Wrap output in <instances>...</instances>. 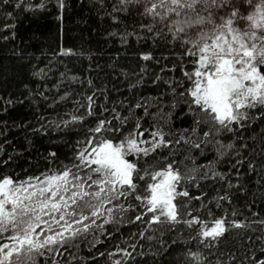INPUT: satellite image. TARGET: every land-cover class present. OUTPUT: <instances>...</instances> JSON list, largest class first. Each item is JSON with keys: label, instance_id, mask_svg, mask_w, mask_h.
Masks as SVG:
<instances>
[{"label": "snow or ice", "instance_id": "snow-or-ice-1", "mask_svg": "<svg viewBox=\"0 0 264 264\" xmlns=\"http://www.w3.org/2000/svg\"><path fill=\"white\" fill-rule=\"evenodd\" d=\"M120 2L125 10L130 2L143 6L141 16L150 18V25L141 27L149 29L157 23L165 25L167 36L173 42L181 43L185 54L192 57L191 71L184 70V80L169 79L165 92L156 96H142L131 104L122 99L119 103L128 108V115L115 108L111 110L112 115L106 114L107 109L103 114L94 113L93 97L82 94L85 111L69 113L68 119L61 123L86 118L94 122L86 129L88 135L83 141L77 142L70 161L58 162L55 153L50 152L51 163L59 164V167L23 179L0 173V264H38L39 256L44 257L45 264L49 259L51 264H82V256L68 254L67 259L61 261L55 254L63 255L67 251L65 246L76 248L77 241L85 239L92 247L99 239L97 232L111 237L105 224L115 222L117 218L121 223L143 222L149 227L163 223L174 227L183 222L192 228L195 222L201 221V216L192 214L184 219L181 214L176 199L189 197V188L183 185L194 181L199 189L201 180L209 175L223 179L231 172V169L229 173L219 171L213 160L196 163L198 156L215 146L214 160L225 157L229 149L237 146L233 140L225 144L220 139L222 135L235 134L252 119L264 120V112L258 110L264 109V0ZM55 3L60 10L64 9L65 0H55ZM25 6L43 8L45 2ZM6 15L10 17L12 13ZM112 19L119 18L113 15ZM189 33H192L191 38ZM153 35L159 37L160 33ZM121 42H124L123 37ZM73 51L71 48L60 49L62 53ZM140 55L147 59L152 53ZM172 68L174 70L176 65ZM43 72L41 68L34 74ZM71 78L75 80L76 76ZM141 82L142 78L137 81ZM87 83L92 85L93 81L89 79ZM180 88L183 91H178ZM67 95L65 92L64 96ZM169 95L172 99L166 100ZM79 100L78 96L77 102ZM180 103L186 105L185 112L191 123L173 130L170 123L172 110ZM152 108L157 111H150ZM165 108L170 111L165 112ZM137 110H142V114L137 115ZM185 112H181L182 117ZM252 112H255L254 116ZM125 128L128 131H124ZM238 147L246 150V145ZM163 152L168 154L162 155ZM181 154L182 159L175 158ZM153 157L155 160L149 164L148 160ZM0 166L6 167L7 161L0 160ZM255 166V160L248 163L249 169ZM259 167L264 170V165ZM231 184L229 180L228 186ZM125 197L127 199H123ZM202 197L204 193L198 192V198ZM132 199L135 202L129 203ZM213 199L219 208L222 201H230L232 197L225 191ZM200 207L209 216L213 215L203 203ZM131 209L135 214L128 220L126 214ZM192 212L189 206L187 213ZM227 215L225 211L224 215L216 217L211 226L200 223L193 235L200 241H219L233 227L246 226L245 220L229 221ZM232 215H236L235 210ZM138 235L145 236V231L139 230ZM127 240L125 237L124 241ZM119 252L124 253L125 261L129 259L128 247L117 246L108 255L114 257ZM96 255L103 254L97 252ZM185 256L187 264H208L200 250H188ZM228 259L234 264L232 256ZM111 264H120V259L113 258ZM215 264L222 262L217 259ZM241 264H264V247L259 251L253 248L241 258Z\"/></svg>", "mask_w": 264, "mask_h": 264}, {"label": "trees", "instance_id": "trees-1", "mask_svg": "<svg viewBox=\"0 0 264 264\" xmlns=\"http://www.w3.org/2000/svg\"><path fill=\"white\" fill-rule=\"evenodd\" d=\"M41 2L0 0V160L7 161L6 167L0 166V173L11 174L15 179L38 176L49 168L59 167V164L51 163L50 152L55 153L58 162L72 159L77 142H82L88 135L86 129L94 121L88 118L69 121L68 124L61 121L67 120L69 113L82 114L85 111L82 94L93 97L94 113L103 114L107 109L106 114L112 115L111 110L115 108L128 115V108L119 103L122 99L131 104L139 97L163 93L169 79L184 80V70L191 71L192 65V57L185 54L184 46L167 36L165 25L157 23L149 29L141 27L150 25V18L141 16L142 5L130 2L125 10L120 0H65L64 9L60 10L55 0H44L43 8L25 6ZM8 12L12 13L10 17L6 15ZM113 15L119 19L113 20ZM155 32L160 36H154ZM189 36L191 38L192 33ZM61 48L74 51L62 53ZM142 52L152 55L145 59L140 55ZM172 65H176L174 70ZM41 68L43 74H34ZM72 76L76 79L73 80ZM141 78L142 82L137 83ZM89 79L93 81L92 85H88ZM65 92L67 96H64ZM78 96L80 100L77 102ZM165 99L171 100L172 97L169 95ZM5 100L12 102L5 104ZM185 110L184 103L172 110L170 123L173 130L188 127L191 123ZM258 110L264 112V109ZM181 112H185L184 117ZM140 114L142 110H137V115ZM144 128H148L147 121ZM220 139L225 144L233 140L237 147L229 149L225 157L214 160L213 146L199 155L196 163L213 160L216 169L226 173L231 169V172L223 179L209 175L201 180L199 189L194 181L187 182L183 186L189 188V197L176 199L184 219L192 214L201 216V221L195 222L192 228L183 222L174 227L170 223L149 227L143 222L121 223L117 218L115 222L105 224L111 237L97 232L99 239L92 247L85 239L77 241L76 248L65 246L67 251L63 255H55L61 261L66 260L68 254L82 256V264H111L113 258H119L120 264H187L186 251L200 250L208 264H215L217 259L222 264H231L229 256L234 258V264H241V258L253 248L259 251L264 247V223H261L264 221V170L259 167L264 165V120L252 119L243 129L235 134L222 135ZM238 145H246V150ZM232 152L238 154L233 156ZM175 158L182 159L183 154ZM154 160L155 157L148 163ZM253 160L257 166L249 169L248 163ZM229 180L232 181L231 187L228 186ZM200 191L204 193L202 198H198ZM225 191L232 199L222 201L218 208L213 198ZM201 203L212 216L200 207ZM189 206L192 213H187ZM225 211L228 213L226 219L245 220L246 226L233 227L219 241H200L193 235L200 223L211 226L212 221ZM133 214L135 210H129L126 218L131 220ZM139 230L145 231V236L140 237ZM125 237L128 238L126 242ZM117 246L128 247L127 261L123 252L115 253L114 257L108 255ZM97 252L103 255L97 256ZM37 261L45 264L43 256ZM48 264H51L50 259Z\"/></svg>", "mask_w": 264, "mask_h": 264}]
</instances>
